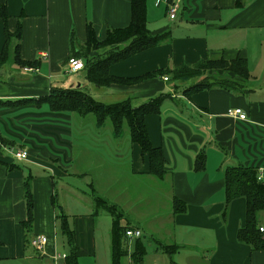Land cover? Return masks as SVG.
<instances>
[{
	"label": "crops",
	"instance_id": "0c3cea01",
	"mask_svg": "<svg viewBox=\"0 0 264 264\" xmlns=\"http://www.w3.org/2000/svg\"><path fill=\"white\" fill-rule=\"evenodd\" d=\"M168 1L178 4L173 19L168 16ZM145 3L146 24L152 25L148 29L153 34L169 29L170 38L113 63L109 67L111 75L137 77L169 65L236 57L247 60L250 72L242 78L228 71L208 70L209 75L225 77L242 89L211 87L190 96L183 93L188 81L175 84L166 76L108 87L113 92L130 91L139 102L169 93L159 113L144 117L151 145L160 147L167 160L165 174L156 177L149 173L147 154L141 153V147L131 142L129 135L127 139L114 136L109 121L97 127L93 120L92 137L85 143L74 137L84 133L82 118L75 120L72 112L52 111L46 103L38 102L52 87L85 84L78 83L84 76L83 70L68 72V58L76 50L74 47L85 42L87 23L92 24L98 40L105 38L108 28L126 27L131 16L130 0H0L8 15L9 31L14 32L21 23L20 58L37 61V67L31 71L11 62L9 68L7 64L0 68V102H9L0 103V150L11 155L27 150L28 155L40 156L49 163L54 175L53 163H58L63 169L58 171L61 175L85 179L91 194L119 206L124 225L140 230V239L148 236L156 242L154 248L148 246V240L143 243L146 254L142 264L157 257V264H169L164 245L175 246L171 257L176 264H264V250H252L236 238L238 228L245 223L244 198L237 197L228 203L225 198L226 167H264V0ZM72 32L77 39L74 45L70 40ZM5 39L0 18V51ZM110 47L91 54H101ZM71 74L79 76L70 78ZM21 99L26 101L10 103ZM235 108H241L246 119L228 115L227 111ZM96 139L117 148L116 152H121L120 147L125 149L127 162L122 164L123 169L101 168L94 154L98 148ZM73 145H78V152H73ZM202 150L205 166L197 170L194 160ZM2 154L0 151V263L68 264V247L59 251L57 244L55 224L59 221L51 203L55 193L49 196L52 177L34 179V232L30 236L47 237L42 250L36 253L25 244L22 204L12 212L5 207L11 195L22 197L23 188L10 191L8 186H1L2 175L9 169L3 166L9 163ZM87 156L93 159L90 165ZM74 163L76 169L69 173ZM173 198L186 204L183 213L172 211ZM93 205L92 211L83 213L63 210L74 229L78 264H99L97 251L101 242L97 239L96 218L105 210H97L94 202ZM111 224L112 217L110 226L108 222L109 242L107 237L102 239L106 245L102 264H111ZM136 238L126 237L128 255L123 257V264H132L130 253Z\"/></svg>",
	"mask_w": 264,
	"mask_h": 264
},
{
	"label": "trees",
	"instance_id": "16d2710c",
	"mask_svg": "<svg viewBox=\"0 0 264 264\" xmlns=\"http://www.w3.org/2000/svg\"><path fill=\"white\" fill-rule=\"evenodd\" d=\"M130 22L123 28H108L103 40H98L91 23L86 25V40L81 46L73 51L71 56L81 58L83 61L84 78L92 85L98 88H108L111 85H132L152 78L166 76L175 84L186 82L191 79H198L193 84L183 90L187 96L209 89L219 87L231 90H241L242 88L235 82L225 78L212 76L208 70L219 69L231 72L242 78H247L249 69L247 60L236 57L231 60L201 59L193 64L181 63L179 65H169L151 72H147L137 77H118L109 73V67L115 62L124 60L129 56L138 53L150 47L161 44L170 38V30L166 29L159 33H151L146 24V3L145 0H130ZM0 18L4 23L5 43L0 51V68L7 63H14L20 67H37V61H24L19 55V42L21 38V23L18 22L15 31L10 32L7 27L8 15L5 5L0 4ZM74 34L70 35L73 43ZM125 43V44H124ZM111 46L103 53L92 55L91 52ZM52 87L49 94L41 97L38 102L46 103L52 111L72 112L80 116L92 114L97 127L103 126L107 121L112 126L114 136H120L123 133L124 124L128 128V135L131 142L137 143L141 148L143 155L147 154L149 159V173L156 177H162L166 170V158L160 147H154L146 130L144 117L148 114H157L160 112L163 101L169 97V93L156 95L147 101L133 106L130 99H124L112 103H103L96 100L82 87ZM26 100H15L10 103L20 104ZM8 103L9 102H0ZM2 137H0V141ZM3 141V140H2ZM205 153L200 151L194 160V167L197 170L205 166ZM10 169L14 164H8ZM23 182V194L25 199L26 216L21 222L25 231V244L30 245L36 253L37 250L31 245V240L35 236L28 234L29 227L33 223L34 197L30 189L29 178ZM225 198L226 203L234 198L242 197L245 200V223L237 230L236 238L240 243L250 246L252 250H264V225L259 222V214L264 211V180L257 178L256 169L242 164L228 166L225 169ZM93 202L97 210L103 209L112 217L110 230V263L121 264V259L128 255L126 247L125 230L127 225H121L120 219L123 212L116 204L107 199L94 195ZM51 203L58 213L55 219L58 222V229L63 235L68 247L66 262L68 264H78L77 246L75 244V233L68 220V216L63 212L58 204L55 194L51 196ZM186 210V204L177 198L172 199V211L174 213H183ZM260 227L263 229L261 230ZM176 250L174 245H164L163 251L170 257L169 264H176L172 260V254ZM146 254V247L143 241L137 237L134 241V249L130 253L132 264H142Z\"/></svg>",
	"mask_w": 264,
	"mask_h": 264
},
{
	"label": "rangeland",
	"instance_id": "374dc122",
	"mask_svg": "<svg viewBox=\"0 0 264 264\" xmlns=\"http://www.w3.org/2000/svg\"><path fill=\"white\" fill-rule=\"evenodd\" d=\"M168 17V16H166ZM170 26L173 24H169ZM151 24L148 25L149 28H151ZM73 42L76 43L77 39L74 38ZM7 68H9L10 63H7ZM71 77H77L79 75L77 74H71L69 75ZM195 79L188 80L187 84L191 85ZM83 82L85 83L84 86L82 87L83 91L87 92L90 94L92 97L95 99L103 102V103H112V102H117L121 101L124 99H130L131 104L133 106L139 105V102L137 98H134L132 96V93L130 91H112L109 88H98L91 83H89L84 76L81 77V79L78 81V83ZM139 102V103H138ZM73 118L76 119H81L84 121V124L82 126L84 133L79 134L80 136H74L75 140L83 139L85 143H88L90 141V138L92 137V124L94 117L92 114H88L85 116H80L78 114L70 113ZM109 125V123H108ZM108 130V129H107ZM106 132V131H105ZM108 133V132H106ZM123 137L127 139L128 136V128L124 124L123 126ZM101 139V138H100ZM95 141L94 139H92ZM91 140V141H92ZM108 140V139H105ZM100 140L96 139V145L97 149H94V154L98 157L99 162L101 163L102 167L101 168H106V169H123L124 167L122 166L123 163L127 162V152L125 151L124 148L120 147L121 152H116L117 148H114L112 146L107 145L106 143H99ZM78 145H73L72 149L74 150L73 152L76 153L78 152ZM2 151V158L5 160V162L9 164H14L15 167H12V170H9L7 167V164L3 165L5 166L8 170L5 171L2 175V182L1 186L3 189L5 186H8L10 191L15 190V189H20L23 188V182L27 179L28 176H31L29 180L30 184V189L33 193L34 197V189H35V178L36 177H46V178H51L52 179V185L50 186V191H49V196L51 193H55L57 197V202L58 204L62 207L63 210L68 211L69 213H83L86 211H92L94 209L93 205V194H91L90 188L87 186L86 180L85 179H77V178H69L65 174L61 175L58 171L61 169L58 163H53V166L55 167L56 175L52 174L50 168H48V162L44 161L40 156L36 157L32 153L28 155L27 158L19 160L18 158L15 157L14 153L12 155L8 153L7 150H0ZM125 151V154L123 153ZM86 161L90 165V163L93 162V159L91 157H85ZM84 159V161H85ZM122 161L124 162H121ZM84 163V162H83ZM86 167V165H84ZM76 169L75 163L73 165H70V168L68 169V172H73ZM63 171V169H61ZM100 170V169H99ZM72 186V187H70ZM23 190V189H22ZM21 190V191H22ZM98 195V194H94ZM99 196V195H98ZM22 204L23 207V212H24V219L26 216V208H25V199L22 191V197L17 199L13 195H11L9 198L6 199L5 201V207L7 210H10L11 212L14 210V208L19 204ZM55 214L58 213L57 209L54 208ZM13 217V216H12ZM259 222L260 224L264 225V211L260 212L259 216ZM120 219V224L124 226L125 224V219L123 217L119 218ZM105 221V224H104ZM30 227H29V232L28 234H32L34 232V220L32 221ZM97 222V239L98 242H101L100 245H98V257H99V264H102V257L105 255L106 257V252L104 254V250L106 251V245L105 243H102V239L107 237L108 242H109V234H108V222L109 226L111 223V215L108 214L106 211H101L99 214H97L96 218ZM56 229H57V244L58 248L60 249L59 251H63L66 249L67 245L65 243L63 235L60 234L59 229H58V224H55ZM23 232L25 236V231L24 227ZM144 236V238H141L143 243L148 240L149 245L151 248L155 247V243L148 237ZM132 240V239H129ZM134 240V239H133ZM25 247V246H24ZM27 247V246H26ZM31 250V249H30ZM28 250V251H30ZM108 252V249H107ZM61 253V252H60ZM109 253H107L108 255ZM64 255V254H63ZM65 256V255H64ZM104 259V257H103ZM109 259V258H108ZM158 257L155 259L157 260ZM122 264L125 262V259L122 258ZM151 260L147 261V264H157L158 260ZM2 264V263H0ZM162 264V262H161Z\"/></svg>",
	"mask_w": 264,
	"mask_h": 264
},
{
	"label": "built area",
	"instance_id": "2783aa9c",
	"mask_svg": "<svg viewBox=\"0 0 264 264\" xmlns=\"http://www.w3.org/2000/svg\"><path fill=\"white\" fill-rule=\"evenodd\" d=\"M178 4L177 2H172L170 3L168 1V16L170 19H173L175 17V13L177 10ZM67 66H68V72H78L83 69V61L81 58L75 57V56H70L67 60ZM25 70H35L33 67H27ZM164 80H167L166 77L163 78ZM228 115L236 116L240 119H246V114L241 108H235V109H230L227 111ZM15 157L18 158L19 160L27 158L28 152L27 150H17L16 153H14ZM257 172V178L259 180H264V167H258L256 169ZM262 230L263 228L260 227ZM141 235L140 230L138 229H126L125 230V236L127 238H132L134 237H139ZM47 241V237L44 235H37L32 238L31 240V245L35 247L37 250H42L44 244ZM64 257V255H62Z\"/></svg>",
	"mask_w": 264,
	"mask_h": 264
}]
</instances>
